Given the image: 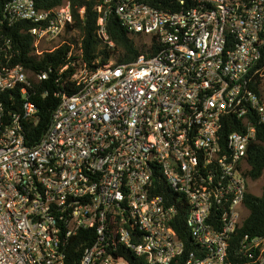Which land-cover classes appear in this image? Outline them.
Returning <instances> with one entry per match:
<instances>
[{
	"label": "built area",
	"instance_id": "2783aa9c",
	"mask_svg": "<svg viewBox=\"0 0 264 264\" xmlns=\"http://www.w3.org/2000/svg\"><path fill=\"white\" fill-rule=\"evenodd\" d=\"M102 1L107 40L113 0ZM164 1L165 10L114 3L121 25L156 42L157 54L98 70L80 54L77 91L60 95L36 146L25 144L19 116L0 133V264H68L79 243L80 264H132L125 252L146 264H264V237L242 238L240 261L230 253L248 216V150L264 124V0ZM18 24L32 25L41 58L74 25L71 1L43 10L13 0L1 25ZM10 50L0 42V97L27 95L31 74L10 66ZM4 109L0 101V119ZM24 110L36 112L31 102ZM180 211L193 250L174 229Z\"/></svg>",
	"mask_w": 264,
	"mask_h": 264
},
{
	"label": "trees",
	"instance_id": "16d2710c",
	"mask_svg": "<svg viewBox=\"0 0 264 264\" xmlns=\"http://www.w3.org/2000/svg\"><path fill=\"white\" fill-rule=\"evenodd\" d=\"M11 1L13 0H0V42L3 44L6 40L11 43L9 64L11 67L23 66L31 74L32 85L28 89L27 95H23L19 89H15L0 97V101L5 106L4 114L0 119V133L13 123L15 115L19 116L25 144L29 147L36 146L48 130L53 112L61 103L60 95L72 96L76 93L72 76L80 67V62L86 64L91 70H98L111 61L119 65L131 64L141 56L152 57L161 50L156 42L143 44L142 41H138L144 37L134 36L121 25L114 12V3L118 0H113L112 12L107 19V40L98 34L100 14L97 7L104 5L103 1L70 0L74 25L68 27L64 43L59 48L38 58L32 55L34 40L28 33V29L32 25L18 24L13 28L1 25L4 22V8ZM37 1L43 10L52 9L62 4V0ZM146 1L160 10L166 9L164 0ZM81 9H85L83 16L80 15ZM80 54L83 55V58L78 62ZM72 61H77L75 67L70 65ZM0 62L3 65L7 64V60L3 56L0 57ZM67 66L69 68L63 72L62 70ZM44 74H47V79H40ZM261 84L259 81L257 86ZM26 102H31L36 108L35 114L28 118H24ZM256 125L258 128L257 141L249 147L245 170L246 178L252 182L259 181L264 176V124ZM230 132L232 131H228L227 134ZM166 192L174 198L172 203L178 205L175 201L179 195L170 189H167ZM245 207L248 210V216L235 235L230 250V253L237 256L239 261L240 258L242 260L240 254L242 238L245 236L264 237V187L261 196H255L248 192ZM186 216V211H180L174 229L186 248L193 250L196 245L187 229ZM81 254L82 247L79 243L77 249L72 250L68 264H80ZM125 255L132 264H146L144 259L134 256L131 252H125Z\"/></svg>",
	"mask_w": 264,
	"mask_h": 264
},
{
	"label": "rangeland",
	"instance_id": "374dc122",
	"mask_svg": "<svg viewBox=\"0 0 264 264\" xmlns=\"http://www.w3.org/2000/svg\"><path fill=\"white\" fill-rule=\"evenodd\" d=\"M138 41H142L143 44L149 43L148 38H143V39L138 40ZM55 45H57V43H54L52 45H47V46L50 48V47L55 46ZM263 187H264V176L259 181H256V182L249 181V192L251 194H254L255 196H261L262 195Z\"/></svg>",
	"mask_w": 264,
	"mask_h": 264
}]
</instances>
